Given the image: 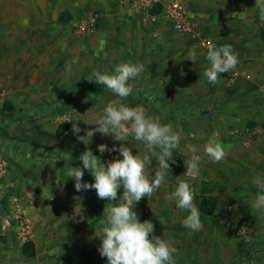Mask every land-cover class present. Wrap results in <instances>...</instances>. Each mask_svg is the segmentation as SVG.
Listing matches in <instances>:
<instances>
[{
	"label": "rangeland",
	"instance_id": "374dc122",
	"mask_svg": "<svg viewBox=\"0 0 264 264\" xmlns=\"http://www.w3.org/2000/svg\"><path fill=\"white\" fill-rule=\"evenodd\" d=\"M108 1L114 10L74 12V17H79L75 25L57 22L51 41L36 44L28 39L18 44L2 42L1 30L5 18L10 17L0 12V130H4L0 132V184H7L5 199L0 201V217L9 211L15 198L20 201L29 226L28 241L35 248L33 257L23 256L15 234L3 228L0 221V264H106V258L98 252L101 241L95 229L99 230L102 219L95 211L99 210V215L106 213L109 201L98 198L94 189L77 192L64 166L82 167L78 157L86 148L102 162L119 155H101L97 151L101 143L109 147L131 145L134 154L145 151L143 143L131 137L118 142L100 133L85 145L72 131L73 123L81 129L79 135L95 127L89 124L110 101L137 105L136 100H119L109 91L96 97L90 83L77 84L81 74H86V82H92L95 70L127 59L145 66L155 63L158 66L154 70L164 64L171 104L178 103L184 110L188 100L209 102L216 96L215 100L224 101L225 110L239 114L238 121L249 123L239 129L235 143H225L220 138L216 114L213 116L211 111L209 117L203 116L200 109H205V104L194 114H179V118L167 115L172 120L159 112L162 110L143 105L149 115L163 123L171 122L180 134V142L173 150L176 162L171 164L165 183L136 204L134 211L139 220H150L154 225L152 235L173 243L177 249L175 264H227L241 242L259 241L264 248V213L249 206L259 191L252 178L264 175V20L259 17L264 0H240L237 21L246 23L243 31L233 27L237 23L233 25L230 11L203 16L193 10L191 0L182 2L187 28L182 31L174 29L164 17L132 10L126 0ZM216 1L224 6L227 3ZM246 10L249 16L241 18ZM55 14L45 13L40 24L51 23ZM83 19H93L92 25L82 27ZM26 22V17L19 20L20 24ZM101 40L105 42L103 51L97 54ZM212 44L231 45L239 57L236 67L220 74L216 83H209L201 75L208 67L206 53ZM193 47L197 52L194 60L188 55ZM7 57L11 60L8 65ZM47 68L50 74L45 73ZM150 68L151 65L145 71ZM5 101L11 105L10 111L3 109ZM163 103L167 101L156 99L154 106L161 107ZM61 124L68 128L56 136ZM213 137L226 149L218 162L203 152L205 143ZM190 145L196 146L203 157L200 175L193 184L197 190L194 203L199 208L200 200L207 198L216 206L212 215L200 212L199 231L184 228L181 221L187 211L164 198L165 192L174 190L178 177L186 179L182 175L191 155ZM152 159L150 167L155 168L156 157ZM82 179L94 182L87 170ZM122 191L118 190L112 204L118 202Z\"/></svg>",
	"mask_w": 264,
	"mask_h": 264
},
{
	"label": "clouds",
	"instance_id": "9594fccd",
	"mask_svg": "<svg viewBox=\"0 0 264 264\" xmlns=\"http://www.w3.org/2000/svg\"><path fill=\"white\" fill-rule=\"evenodd\" d=\"M259 17L264 20V5L260 6ZM104 40L100 41L97 54L103 51ZM188 55L194 60L197 56L195 47L189 49ZM208 67L204 76L209 83H216L220 74L235 68L239 62L238 54L232 50L231 45L216 46L212 44L206 53ZM142 62H121L112 71L95 70L93 81L106 87L119 100H124L133 92V81L145 72ZM71 121V120H68ZM89 125L91 129H81L73 123L72 131L77 139L88 145L95 133L110 135L114 141H129V137L142 142L145 151L143 154L124 143L109 147L105 143L97 146V151L103 155L105 152H118L114 159L102 162L93 154L90 148L78 157L82 167H70L65 164V175L75 181L77 192L94 189L97 197L107 199L109 207L104 212L102 224L95 236L101 243L98 252L106 258V264H175L177 249L173 243L160 236L152 235L154 225L150 220L141 222L134 211L136 204L142 197H150L160 190L171 171V164H175L173 150L180 142V134L174 130L171 122L163 123L158 117L149 115L141 104L132 106L113 100L107 103L101 112ZM188 151L190 158L186 161L185 177L196 178L200 175L203 157L196 146L190 145ZM204 154L213 162L223 159L225 147L210 138L203 147ZM156 157V167H150ZM84 170L94 178L93 183L83 181ZM154 173V175H153ZM181 177V176H180ZM252 182L259 191L250 202V208L264 213V175L257 174ZM123 189L117 203L118 190ZM196 188L188 179L177 178V184L171 192H165V200L174 202L176 207L186 210L187 214L181 223L190 231H199L202 227L201 213L194 198Z\"/></svg>",
	"mask_w": 264,
	"mask_h": 264
},
{
	"label": "trees",
	"instance_id": "16d2710c",
	"mask_svg": "<svg viewBox=\"0 0 264 264\" xmlns=\"http://www.w3.org/2000/svg\"><path fill=\"white\" fill-rule=\"evenodd\" d=\"M160 11V7L156 6L149 10V15L154 16L157 15ZM59 21H66L68 20L67 15H61L58 17ZM121 62H133L132 59H127L125 61ZM109 64L102 66L99 70L100 71H112L114 67L119 64ZM161 65V63H159ZM149 65H151L150 69H146L144 73H142L135 81H133V92L130 94L128 98L129 101H132L133 99L136 100L137 104L145 105L148 107H153L156 110H162L159 111L161 114H168L172 118V116H175L176 118H179V114H194L199 111L200 106L205 104V109H200L203 113L204 117H209V114H211V111L214 112L212 114L213 116L216 114L217 122L220 126V138L225 143H235L238 140V131L239 129H243L242 127H245L244 125H248L247 122H241L238 121V113L234 110L229 112V108L225 110V103H222L224 101L221 100H214V101H207L203 100L201 103L196 101H190L188 100L186 103V108L183 110L179 107L178 103L172 102V98L168 95V90L166 88L167 85V73L164 67L161 66L159 69L154 70L158 65L155 63H149L145 68H147ZM154 70V71H153ZM86 74H81L79 78L77 79L78 85H86L90 83V89L94 93L96 97H99L103 95L104 92L109 91L106 87L99 85L95 83L94 81L86 82ZM93 79V78H92ZM163 84V85H162ZM113 94V93H111ZM131 98V99H129ZM163 98V102L167 101V103H163V106H154L155 100H160ZM126 99V98H125ZM169 103V104H168ZM3 109L6 111L11 110V105L8 103V101H5L2 105ZM232 114L230 116H226L228 114ZM183 114V115H184ZM228 117V118H227ZM22 118V117H21ZM233 120V121H231ZM207 121V120H206ZM67 124H61L57 127L55 134L56 136H61L64 134V132L67 130ZM246 130V129H245ZM1 133H4V130H0ZM199 210L200 212L206 214V215H212L214 214V211L216 210V206L211 203L207 198H202L199 202ZM96 214L98 215L99 219H102L104 215L103 213L100 215L98 214L100 211L96 209ZM102 218H101V217ZM249 226L251 224L249 223ZM21 254L25 257H33L35 255V248L34 243L32 241H26L21 244L20 248ZM227 264H264V248L260 245L259 241H248V242H241L238 244L236 248V253L233 257V259L227 263Z\"/></svg>",
	"mask_w": 264,
	"mask_h": 264
},
{
	"label": "crops",
	"instance_id": "0c3cea01",
	"mask_svg": "<svg viewBox=\"0 0 264 264\" xmlns=\"http://www.w3.org/2000/svg\"><path fill=\"white\" fill-rule=\"evenodd\" d=\"M225 1L227 2L225 3L226 7L219 1L217 2L216 0H191V3L193 10L200 11L201 12L200 14L203 16H205L206 13L221 12L223 10L230 11L231 14L229 16L231 17V19L234 20L233 25L237 23V25H234L233 27H236L235 28L236 30L241 29L246 24V23L245 24L239 23V21H237L239 18L237 12L240 11L239 8H241V4H240L241 1L240 0H225ZM108 2H109L108 0H0V12L5 13L7 16L9 15L10 17V18H5V27L2 28L1 30L2 42L10 43V44H18L24 42V39H28L29 41L31 40L33 44H36L39 43L40 41L47 42L46 40L49 39H50L49 41H51L52 33L56 27L55 23L60 22V23L75 25L78 22L79 17H74L73 14L74 12L84 13L86 12V10L94 9V8L96 10L103 8H106L108 11L114 10L113 7L107 5ZM226 4L229 7H227ZM51 11L56 13L54 19L51 20V23L48 22L47 24H43L42 22L40 24L41 21L40 19L44 18L45 13ZM25 13H30V14H25ZM95 14L97 15V13ZM61 15L62 16L67 15L68 20L59 21L58 17ZM248 16L249 15L247 10L244 14L242 15L240 14L241 18ZM25 17L27 18V22L25 24L23 23L20 24L19 20L24 19ZM254 20H257V18H254ZM212 30L213 29L208 28V31L212 32ZM241 31L243 30L241 29ZM5 60H6L5 63L6 65L11 63V60L8 57ZM36 61L39 62V58ZM48 70L49 68H47L45 72L46 74H50ZM203 74L204 73H202L201 75ZM217 98L218 97L215 96V99ZM215 99H211V100H215ZM167 115L168 114L163 113V116L169 118Z\"/></svg>",
	"mask_w": 264,
	"mask_h": 264
},
{
	"label": "built area",
	"instance_id": "2783aa9c",
	"mask_svg": "<svg viewBox=\"0 0 264 264\" xmlns=\"http://www.w3.org/2000/svg\"><path fill=\"white\" fill-rule=\"evenodd\" d=\"M126 2L129 4L130 8L137 12L142 13H149V10L153 7L159 6L160 11L157 15H154L152 17L159 18L164 17L167 20H169L173 28L182 31L186 30V25L184 21L183 16V10H182V2L183 0H126ZM93 19H83L82 21V27L92 25ZM1 176V175H0ZM186 179L190 180L192 185L197 180L196 178H190L185 177ZM2 186V182L0 184V201L5 199V195L7 194L6 191V181ZM1 203H0V209H1ZM24 213L22 210V205L20 201H18L16 198L12 202V207H10L9 211L3 214L0 217L1 225L3 228H6L10 231H12L15 234L16 239L20 244L28 241V235H29V226L26 218H24Z\"/></svg>",
	"mask_w": 264,
	"mask_h": 264
}]
</instances>
